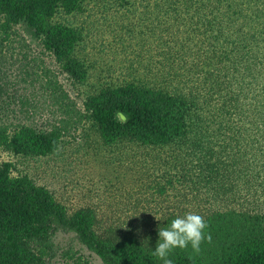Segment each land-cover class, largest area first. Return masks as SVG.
<instances>
[{
	"label": "trees",
	"instance_id": "obj_1",
	"mask_svg": "<svg viewBox=\"0 0 264 264\" xmlns=\"http://www.w3.org/2000/svg\"><path fill=\"white\" fill-rule=\"evenodd\" d=\"M84 1L0 0V45L20 47L19 66L29 85L20 98L23 112L29 120L46 107L53 113L46 128L18 123L7 134L8 126L0 127V143L46 155L85 117L108 145L198 148L200 138L219 130L236 142L231 156L239 174L233 186L238 176H250L245 185L251 196L247 206L208 208L184 219L171 213L146 241L129 228L98 231L91 208L68 212L48 187L26 174L13 176V163L0 162V264H53L59 252L82 254L71 242L63 247L58 234L71 235L103 264H264V0L147 3L153 9L149 48L155 60L144 66H151L145 68L152 83L106 86L89 96L83 112L41 54L51 55L75 82L87 77L78 56L82 30L67 17L82 10ZM19 25L42 45L40 56L28 53L31 45ZM206 110L212 115L201 123L199 112ZM207 123L219 125L209 133Z\"/></svg>",
	"mask_w": 264,
	"mask_h": 264
},
{
	"label": "rangeland",
	"instance_id": "obj_2",
	"mask_svg": "<svg viewBox=\"0 0 264 264\" xmlns=\"http://www.w3.org/2000/svg\"><path fill=\"white\" fill-rule=\"evenodd\" d=\"M151 2L85 0L82 10L67 16L82 30L78 56L87 70L82 82H75L63 72L51 55L41 54L52 71L50 74L60 80L83 112L89 96L106 86L152 83L153 74L145 68L151 66H144L155 60L154 51L150 52L149 48L153 9L152 4L145 6ZM18 30L31 45L28 53L40 56L42 45L24 26L19 25ZM21 55L18 45L13 48L0 45V88L3 90L0 127L8 126L7 134L18 123L46 128L53 119L52 106H41V112L30 120L23 112L25 106L20 98L28 93L29 85L23 81L19 66ZM210 113V110L199 112L197 119L202 123V116L209 117ZM218 125L207 126L209 133L215 132ZM221 135L218 130L210 139L200 138L203 146L198 148H156L136 143L108 145L92 121L85 117L72 125L57 148L46 155L23 154L0 143V162L13 163V176L26 174L37 184L48 187L68 212L91 208L97 217L98 231L111 226L129 228L150 241V231L160 228V223L171 213H179L178 218L184 219L185 215L208 208L247 206L246 199L252 189L245 182L250 176H238L240 179L233 186L239 174L237 170L234 172L235 158L231 156L236 142L230 135ZM218 192L222 194L217 195ZM57 240L65 248L71 244L75 252L80 250L82 254L62 257L59 252L53 264H103L83 245L71 241V235L58 234Z\"/></svg>",
	"mask_w": 264,
	"mask_h": 264
}]
</instances>
